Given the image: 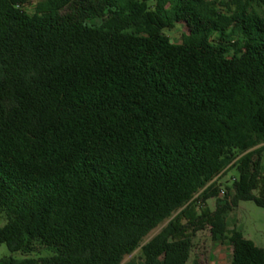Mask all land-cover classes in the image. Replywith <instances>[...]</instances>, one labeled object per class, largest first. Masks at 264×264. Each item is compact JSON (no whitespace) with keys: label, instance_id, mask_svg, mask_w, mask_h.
<instances>
[{"label":"trees","instance_id":"16d2710c","mask_svg":"<svg viewBox=\"0 0 264 264\" xmlns=\"http://www.w3.org/2000/svg\"><path fill=\"white\" fill-rule=\"evenodd\" d=\"M34 1L0 0V244L49 255L0 264H188L206 227L264 264L227 223L264 208V0Z\"/></svg>","mask_w":264,"mask_h":264},{"label":"rangeland","instance_id":"374dc122","mask_svg":"<svg viewBox=\"0 0 264 264\" xmlns=\"http://www.w3.org/2000/svg\"><path fill=\"white\" fill-rule=\"evenodd\" d=\"M44 0H35L32 4L27 5L25 9L28 12H34V8L38 2ZM165 33L177 43H180L185 39V35L188 33V28L183 24H177L173 29H166ZM264 145V144H263ZM264 162V151L262 152ZM238 177L236 169H232L228 173L224 174L219 179V184L226 191V185H231L233 178ZM220 197H224V193H220ZM217 198H211L208 200L207 205L211 209L216 208ZM5 221L0 219V226ZM168 221L161 224L155 230H153L144 240L143 244L149 242L155 237ZM228 228L241 229L245 238L252 240L257 246L264 248V208L257 206L253 201H241L234 210H232L227 217ZM233 248L227 239L214 240L212 238L210 227H206L195 233L193 237L192 251L188 264H192L197 260L201 264H230L232 260ZM49 255V252L40 243L36 242L31 250L24 252L12 253L5 243L0 244V261L6 257L23 258L25 256H31L40 258ZM134 260L138 264H143L141 248L137 249L131 255L124 258L123 264Z\"/></svg>","mask_w":264,"mask_h":264},{"label":"built area","instance_id":"2783aa9c","mask_svg":"<svg viewBox=\"0 0 264 264\" xmlns=\"http://www.w3.org/2000/svg\"><path fill=\"white\" fill-rule=\"evenodd\" d=\"M222 193H224V191H222Z\"/></svg>","mask_w":264,"mask_h":264}]
</instances>
